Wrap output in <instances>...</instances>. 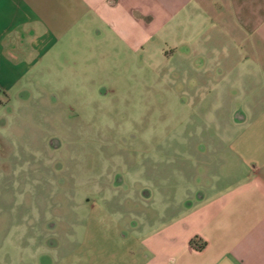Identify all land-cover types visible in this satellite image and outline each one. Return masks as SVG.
<instances>
[{"label": "crops", "instance_id": "obj_1", "mask_svg": "<svg viewBox=\"0 0 264 264\" xmlns=\"http://www.w3.org/2000/svg\"><path fill=\"white\" fill-rule=\"evenodd\" d=\"M165 64L203 88L204 106H214L205 99L214 91L223 106L236 104L233 133L214 143L222 147L219 164L207 157L209 141L203 159L185 165L183 194L142 192L153 200L146 221L130 233L112 223L119 249L109 257L113 264H264V0H0L6 96L24 78L61 89L94 83L103 66L146 79ZM102 249L97 264H110Z\"/></svg>", "mask_w": 264, "mask_h": 264}, {"label": "rangeland", "instance_id": "obj_2", "mask_svg": "<svg viewBox=\"0 0 264 264\" xmlns=\"http://www.w3.org/2000/svg\"><path fill=\"white\" fill-rule=\"evenodd\" d=\"M164 67L127 79L103 66L96 83L59 89L24 78L0 91V264H97L98 246L113 264L112 223L123 233L141 227L153 207L142 192L183 194V168L209 141L207 157L219 164L214 143L232 136L236 104L223 106L214 91L205 98L214 106H204L201 86Z\"/></svg>", "mask_w": 264, "mask_h": 264}, {"label": "trees", "instance_id": "obj_3", "mask_svg": "<svg viewBox=\"0 0 264 264\" xmlns=\"http://www.w3.org/2000/svg\"><path fill=\"white\" fill-rule=\"evenodd\" d=\"M190 242L196 246L197 249H202L205 245V243H200L197 237L192 238Z\"/></svg>", "mask_w": 264, "mask_h": 264}]
</instances>
